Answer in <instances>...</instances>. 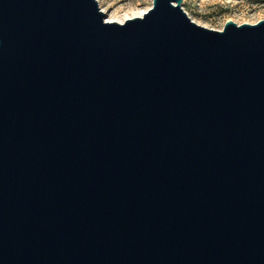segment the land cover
<instances>
[{
    "label": "water",
    "instance_id": "1",
    "mask_svg": "<svg viewBox=\"0 0 264 264\" xmlns=\"http://www.w3.org/2000/svg\"><path fill=\"white\" fill-rule=\"evenodd\" d=\"M184 0H0V264H264V20Z\"/></svg>",
    "mask_w": 264,
    "mask_h": 264
},
{
    "label": "rangeland",
    "instance_id": "2",
    "mask_svg": "<svg viewBox=\"0 0 264 264\" xmlns=\"http://www.w3.org/2000/svg\"><path fill=\"white\" fill-rule=\"evenodd\" d=\"M106 10L107 21L123 20L131 13L140 14L153 6V0H97ZM183 8L197 24L222 30L228 21L238 25L264 20V0H184Z\"/></svg>",
    "mask_w": 264,
    "mask_h": 264
},
{
    "label": "bare ground",
    "instance_id": "3",
    "mask_svg": "<svg viewBox=\"0 0 264 264\" xmlns=\"http://www.w3.org/2000/svg\"><path fill=\"white\" fill-rule=\"evenodd\" d=\"M103 12L107 15V11L106 10H103ZM145 13H147V10H145L143 13H140L139 15L138 14H136V13H131L130 14V17H128V18H125V19H123V20H111V19H109L108 21L109 22H119V23H123V22H125V21H127V20H132V19H135V18H138V17H143V15L145 14Z\"/></svg>",
    "mask_w": 264,
    "mask_h": 264
}]
</instances>
